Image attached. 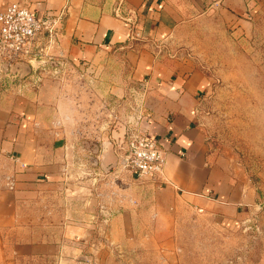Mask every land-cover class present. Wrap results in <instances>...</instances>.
Returning <instances> with one entry per match:
<instances>
[{"label": "crops", "instance_id": "1", "mask_svg": "<svg viewBox=\"0 0 264 264\" xmlns=\"http://www.w3.org/2000/svg\"><path fill=\"white\" fill-rule=\"evenodd\" d=\"M13 1L26 3L40 16L62 14L55 39L39 38L46 50L50 45L46 57L89 65L98 76L113 74L107 92L119 98L142 81L141 131L159 141L166 164L156 180L124 171L119 165L120 133L115 140H101L95 153L81 155L76 150L73 90L63 77L39 72L40 61L19 62L17 82L0 87V264H79L93 233L137 254L143 237L139 220L148 215V221H158L164 206L174 207L175 202L231 222L255 207L251 183L212 153L199 123L197 112L207 87L204 72L160 56L156 49L182 23L209 10L220 8L241 19L250 0H125L120 11L118 0H0V11ZM85 157L94 159L99 175L108 171L114 177L110 217L102 216L101 190L89 177L77 175L78 160ZM6 175L14 177V188L6 184ZM143 181L158 201L140 212L133 189ZM160 197L169 202H159ZM145 235L153 237L151 232ZM172 253L157 249L162 256L157 264H166Z\"/></svg>", "mask_w": 264, "mask_h": 264}, {"label": "rangeland", "instance_id": "2", "mask_svg": "<svg viewBox=\"0 0 264 264\" xmlns=\"http://www.w3.org/2000/svg\"><path fill=\"white\" fill-rule=\"evenodd\" d=\"M43 49L36 68L47 77H63L74 92L79 136L76 150L81 155L95 153L101 140H115L120 133L123 152L119 165L125 171L122 158L127 140L143 128L146 95L142 81L132 84L119 98L107 92L113 74L99 78L102 76L90 71L89 65L63 56L50 59L46 46ZM156 49L160 56L175 57L204 72L207 87L197 112L199 123L212 153L251 183L256 205L243 218L231 222L175 202L174 207L164 206L158 221H148V215L139 220L138 232L143 237L137 254H128L126 245L115 246L93 233L90 250L78 256L79 264H157L162 259L156 254L160 248L174 252L167 255L166 264H264V0H250V10L241 19L226 15L220 8L191 18L159 41ZM16 77L0 74V87L15 84ZM77 168L79 179L89 177L91 185L101 190L102 216L110 217L114 177L108 171L99 175L94 159L86 157L78 160ZM145 183L138 182L133 189L140 212L158 201L156 192ZM150 196L155 199L151 201ZM159 200L169 202L164 197ZM147 232L153 234L152 239Z\"/></svg>", "mask_w": 264, "mask_h": 264}, {"label": "built area", "instance_id": "3", "mask_svg": "<svg viewBox=\"0 0 264 264\" xmlns=\"http://www.w3.org/2000/svg\"><path fill=\"white\" fill-rule=\"evenodd\" d=\"M124 2L118 0L119 11ZM61 21V13L40 16L26 3L13 1L7 4L0 11V74L15 77L19 62L38 60L44 50L39 38L47 36L52 42ZM122 164L138 179H160L166 164V152L155 137L134 133L127 140ZM5 178L6 184L14 188V177L6 175Z\"/></svg>", "mask_w": 264, "mask_h": 264}]
</instances>
